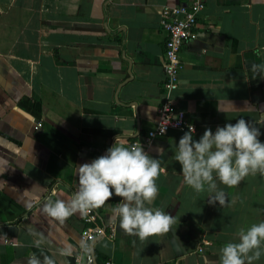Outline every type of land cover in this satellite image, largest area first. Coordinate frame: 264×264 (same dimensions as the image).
<instances>
[{
    "label": "crops",
    "instance_id": "0c3cea01",
    "mask_svg": "<svg viewBox=\"0 0 264 264\" xmlns=\"http://www.w3.org/2000/svg\"><path fill=\"white\" fill-rule=\"evenodd\" d=\"M184 1L0 0V264L74 263L84 216L60 222L43 204L70 201L79 165L104 155L117 136L161 160L154 206L175 221L169 233L141 242L120 229L113 209L121 198L113 196L95 209L99 220L115 222L114 236L93 244L97 264H218L240 229L264 222V176L232 188L217 181L230 202L221 208L183 184L174 152L186 131L144 141L162 100L160 11ZM261 62L264 0H205L173 92L195 124L194 139L242 117L257 123L264 142V79L250 72Z\"/></svg>",
    "mask_w": 264,
    "mask_h": 264
},
{
    "label": "clouds",
    "instance_id": "9594fccd",
    "mask_svg": "<svg viewBox=\"0 0 264 264\" xmlns=\"http://www.w3.org/2000/svg\"><path fill=\"white\" fill-rule=\"evenodd\" d=\"M252 78L264 79V62L250 66ZM247 109L233 110L245 111ZM260 109H257L259 111ZM218 111L228 114L218 107ZM257 123L239 118L236 122L218 126L215 131L206 128L199 139L189 126L179 139L174 159L181 166L183 184L198 196L207 193L208 203L221 208L230 206L227 194L218 183L232 188L248 176H264V142ZM161 172V160L148 155L143 146H126L120 137L104 155L90 163L79 165L78 190L70 201L55 199L43 204L44 213L60 222L79 213L87 215L100 209L113 196L120 202L113 209L120 229L128 236L144 242L149 237L169 233L175 217L154 206L159 189L156 181ZM264 256V222L240 229L235 242L226 243L219 252L218 264H255ZM28 264H40L29 258ZM46 264H51L47 261Z\"/></svg>",
    "mask_w": 264,
    "mask_h": 264
},
{
    "label": "built area",
    "instance_id": "2783aa9c",
    "mask_svg": "<svg viewBox=\"0 0 264 264\" xmlns=\"http://www.w3.org/2000/svg\"><path fill=\"white\" fill-rule=\"evenodd\" d=\"M204 7L205 0H185L174 5L164 4L161 8L159 22L166 32L162 100L157 106V123L145 133V142H150L155 136L163 135L170 129L188 131L189 126L195 129V124L176 107L173 92L178 86L182 47L196 35L197 18ZM39 125L40 121H37L35 127ZM130 145H139V140L133 139ZM114 234V220H99L95 210L90 211L83 217L80 242L74 251L73 264H97L92 242L102 235L113 237ZM3 240L9 242L7 237ZM198 250H203L202 244L198 245Z\"/></svg>",
    "mask_w": 264,
    "mask_h": 264
},
{
    "label": "water",
    "instance_id": "95a60500",
    "mask_svg": "<svg viewBox=\"0 0 264 264\" xmlns=\"http://www.w3.org/2000/svg\"><path fill=\"white\" fill-rule=\"evenodd\" d=\"M96 239H97V238H96ZM96 239H95V240H96ZM95 240L92 242V245L94 244Z\"/></svg>",
    "mask_w": 264,
    "mask_h": 264
},
{
    "label": "trees",
    "instance_id": "16d2710c",
    "mask_svg": "<svg viewBox=\"0 0 264 264\" xmlns=\"http://www.w3.org/2000/svg\"><path fill=\"white\" fill-rule=\"evenodd\" d=\"M166 264H171V263H166Z\"/></svg>",
    "mask_w": 264,
    "mask_h": 264
}]
</instances>
